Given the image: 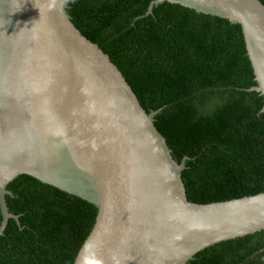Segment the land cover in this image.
<instances>
[{
    "label": "water",
    "instance_id": "1",
    "mask_svg": "<svg viewBox=\"0 0 264 264\" xmlns=\"http://www.w3.org/2000/svg\"><path fill=\"white\" fill-rule=\"evenodd\" d=\"M71 0H0V236L7 185L22 174L96 208L73 264H185L218 242L264 229V191L186 198L177 163L121 70L74 25ZM170 2L239 24L264 97L260 0ZM264 110V106L262 108Z\"/></svg>",
    "mask_w": 264,
    "mask_h": 264
},
{
    "label": "trees",
    "instance_id": "2",
    "mask_svg": "<svg viewBox=\"0 0 264 264\" xmlns=\"http://www.w3.org/2000/svg\"><path fill=\"white\" fill-rule=\"evenodd\" d=\"M264 5V0H260ZM71 0L74 25L119 67L173 159L186 198L210 203L264 191V97L239 24L179 4ZM5 195L0 264H73L96 218L89 202L22 174ZM2 216L0 212V222ZM185 264H264V229L208 246Z\"/></svg>",
    "mask_w": 264,
    "mask_h": 264
}]
</instances>
